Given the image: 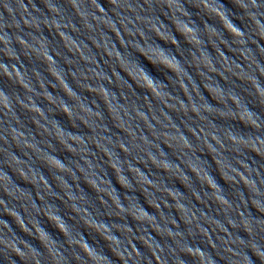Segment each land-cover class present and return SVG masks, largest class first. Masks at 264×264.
I'll use <instances>...</instances> for the list:
<instances>
[{"label":"clouds","instance_id":"clouds-1","mask_svg":"<svg viewBox=\"0 0 264 264\" xmlns=\"http://www.w3.org/2000/svg\"><path fill=\"white\" fill-rule=\"evenodd\" d=\"M161 2L164 4H167V0H161ZM230 2L235 8L242 9V13L241 12H239V13L235 12L232 8H230L226 4H224L222 2V0H219V4L221 6H217L216 4H214L212 2V0H197V6L194 8L197 11L199 9L200 11H204L206 13H209L210 15H217L218 14L221 16L222 19L227 20L228 23H227L226 27H227L228 31L232 34L230 36L231 39H234L236 36H239L245 41V45H251V43H249V41L253 40V39L257 43L256 38H258L259 41H264V2H262V0H230ZM113 3H115L117 5L116 11L120 15V22L121 23L125 22V20L121 18L124 13H127V12H121V5H123L125 3V0H113ZM41 4L43 5L42 8L35 2V0H28L27 3H25V0H0V8L3 9V11H0V43H3V45H4L3 48H0V52H5L6 54L11 53L12 55L9 56V59L18 58V56H19V52L15 51V49L17 48V46H16L17 39H19L20 43H27V41L24 40V38H23L24 35L22 36L21 33L27 32L26 29L23 27L24 24H28L29 27L32 26V19H35V20H38L41 22L47 21L49 27H51L52 24L55 23L56 26L61 28V29L67 27L69 23H74L73 21L68 20L66 14H65V5H64V3H60V0H48L47 3H41ZM76 4L78 6V10L84 12L85 23L89 27H91L93 29V31L95 30L96 23L102 19L100 13H103L105 18H107L108 20H111L114 25H117L116 18L115 19L111 18L113 16L110 15V11H111L110 8L109 7L105 8L104 5L100 2V0H91V3H89V0H76ZM92 4L99 5V10L98 11L95 10L92 7ZM49 5L51 7H49ZM127 6L129 8H133V9L136 8V6H135V4H133L132 0H127ZM5 13H7V15H5ZM18 13H19V16L17 15ZM229 13H232V15H229ZM240 14H245V15L249 16L251 24L254 25V27L252 28V31L255 33L254 36L246 35V31L242 30V28L239 27L234 22V20L238 19ZM30 18H32V19H30ZM129 20H132V19H129ZM192 23L196 24V21L192 20ZM206 24L209 27L213 26V24L209 23V21H206ZM125 26L129 32L134 33L135 27H136L135 25H133V27H132L134 29L133 31L129 30V27L127 26V24ZM161 26H163V22H161ZM197 27H201V25L198 24ZM13 28H18L19 31H15L13 33L12 32ZM140 30H141V32H143V29H140ZM117 31L119 34L118 28H117ZM188 31L189 32L193 31V28L189 27ZM101 32L103 33L104 36H108L109 40L111 39V36L109 35L108 32L104 31L103 27H101ZM42 33H43V28H41L40 34L42 35ZM61 34L62 35L64 34L63 31H61ZM134 38H135V36H134ZM45 39H46V37H45ZM129 43H131V42H129ZM134 43L139 45L140 48H147V43H149V41H146V39H145L142 41V43H136L134 40ZM112 45L116 47L117 55H119V56L128 55L129 58L131 60L135 61L140 66V68L145 72V83H143L141 85L142 88L146 89L148 86L155 87L156 82L159 79L156 75L153 74V69L156 70V68L154 67L153 63H150L149 59L144 54L141 53V51L139 49L130 50L128 48H123V51H121V48L117 47L115 43H112ZM152 46H156V45L153 44ZM161 48L166 54L170 53V49L166 50L162 46H161ZM45 54L47 55V58L49 60L53 59L51 54H49L48 52H46ZM94 54H95V52H93V55ZM171 55H172V59L168 60V63L173 64V66L175 67L179 64V60L176 59L175 53H171ZM245 58L247 59V57H245ZM55 63H56L57 74H62L61 80L64 83V86L66 88H69V91L72 92L73 95H76L79 97V94L70 88L69 83H67V81H66L65 74H63L61 72V69L63 68L67 75L72 71L69 70V67L67 69H65V67H63L60 63H58V62H55ZM255 63L257 65V67L255 68V72L249 73L247 76H245L251 82V87L247 91L249 93H251L252 95L254 94L256 96V98L259 100V102L261 104H264V83H262V81H264V68H262L261 62L259 60H256ZM0 64L4 65V67L6 69V72L4 74L8 75L9 78H12L11 69H13V68L16 69V75H18V76L22 75L19 71V68L15 64H13V65H11V67H9V65L7 63H5L3 60H0ZM21 66H23V64H21ZM237 67L240 69V72L244 71L243 67H241L239 65ZM89 71L95 73V69H93V68H89ZM117 74L120 75V73H117ZM97 75L98 74H95L91 77L86 76L85 80H89V79L97 80ZM99 81H100V83L94 84V85L89 84V85H87V87L92 89L93 91H98L100 89H103L105 94H109L111 91V93H112L111 97H114V100L119 101L121 99V93L120 92H118L114 88L109 89L107 84H105L102 80H99ZM109 81L111 82L110 76H109ZM181 82L183 83V81H181ZM159 83L164 84L165 87H167V84L164 80L159 79ZM214 86L219 87L221 89L225 88V86L220 84L219 82H217V84H214ZM245 86L247 88L248 85L245 84ZM185 87L187 89L186 85H185ZM253 89L255 90L254 92H253ZM232 93H234L233 95L237 98L238 101L243 100L244 110L247 113L253 115L254 117H260L261 113L254 111L253 107L249 106L250 104L248 103L247 97L246 96L242 97L241 93L236 90V87L232 88ZM147 94L151 95L150 93H147ZM49 95H51V93H49ZM157 95H160V93L157 92ZM0 96H2V100H0V109H2L5 112V114L12 112L14 109V102H13L11 96L3 88H0ZM29 99H31V98H29ZM189 99L191 100V97H189ZM33 103H34V101H33ZM93 103H98V102L93 101ZM109 103H110V100H109ZM180 104L184 107L185 111H187V109L185 108V105L182 102ZM218 105L222 108L224 106V105H220V104H218ZM25 106L27 107V105H25ZM67 107H69V106H67ZM83 107L87 108L88 112H90V113H92V115H94V111L91 107H86L84 105H83ZM191 107H194L197 109V112H196L197 116H199L200 112L203 111V108L202 109L198 108L195 104H192ZM237 107H239V104L237 105ZM81 113H83V115H80V116L84 120L88 121V119H89L88 115L85 114L83 111H81ZM95 115L101 116V113L95 112ZM233 120H235V118ZM239 122L242 123L246 128H248L251 131H252V126H257V127L259 126L257 124L256 119H252L249 122V121H244L243 118H241V120ZM176 127L179 129V126H176ZM104 130L108 131L109 129H107L105 127ZM15 132L16 131L14 129L11 130V134H13ZM132 134H133V139H135L136 138L135 132H132ZM163 135L171 136L173 138H176V136H177V135H169L167 132H164ZM13 138H16V137H13ZM197 138L199 139V136H197ZM257 138L264 140V138H261L260 136ZM101 139H103V137H101ZM140 139L142 140V139H144V137L141 136ZM231 139H232V141L235 142L237 140V136L233 133ZM239 139L243 140L244 136L241 135L239 137ZM180 140H183V145H181L182 149H183L184 145H186L187 149H189V150L193 149V144L191 143V141L187 138V136L185 134H179V139H177V141H176L178 145L180 144ZM108 143L111 144L112 141H109ZM209 144L213 148V145L211 143H209ZM236 145L239 146V144H236ZM102 147H103V151L105 153H107V159L109 161H111V151L106 146H102ZM115 147H117L119 149L124 148L123 152L125 154L126 153L129 154V149L123 143H120V144L116 145ZM221 147H225V145L221 144ZM69 148H72V147H69ZM213 150L216 151L215 148H213ZM160 152L165 157V160L163 161V163H165L167 166L170 167L173 164V162L170 160H167L166 153L163 151V149L161 147H160ZM240 152H241V156L236 157V159L237 160L242 159V162L247 163V168L249 169V171L246 172L244 169H243V171H241L240 170L241 168H237L235 165H232L231 166V173L235 174L234 176L231 175L232 179L236 181V184L237 183L241 184L240 179H242L244 181V183L242 184L243 187L240 189V191L246 190L248 193L251 194L250 201H257L256 198L261 195V191H260L259 186L264 185V179H260L259 172L254 173V171H252L253 165H255V162H256L255 157H257L258 155L255 154L254 156H249V153H251V152L244 151L243 148H240ZM145 155L147 157V160L149 158H151L156 163H158V159L160 160L159 156L157 154H154L151 151H146ZM48 156H50L52 159L56 160L57 163H59L60 171H58L57 173H62L63 170L68 169V166L64 162H62V160L58 156L53 155V154H50ZM208 156H210V155L208 154ZM120 159L123 160V157H120ZM17 160L19 161L18 158H17ZM86 160H87V163H89L88 159H86ZM141 162L145 163V161H143V160L137 161L138 164ZM211 163H212V157H211ZM111 165H112V167L116 168V170L118 172L122 173L123 168L121 166H118L116 163H111ZM177 167H179V166H177ZM81 169H83V168H81ZM129 169H135L136 171L140 172L139 168L132 166L130 163H129L128 171H129ZM20 170H21V172H23L22 169H20ZM183 174L187 177V173H183ZM207 174L214 180L213 187L219 188L221 190L220 194L218 196H216L217 202L228 205L229 207H231L233 205L232 199L228 197L225 188L220 184V182L218 180L215 179V175L213 174V172H211L207 169ZM141 175L145 176L142 173H141ZM237 175L240 177V179L238 181L235 179V177H237ZM6 176H8V175H6ZM145 178H147V177L145 176ZM120 179L126 180L125 176L123 174L120 175ZM126 182L130 185V182L128 180H126ZM149 183H152V181L149 180ZM196 185H198V184L196 183V180H195L194 186H196ZM202 186L205 189V191L209 193V199H211L214 195L212 188H209V187L204 186V185H202ZM172 190L174 192H179L181 194L180 189H173L172 188ZM130 191H132V188H130ZM198 192H199V188H197V193ZM197 193H194V194L197 197H201V195H198ZM184 194L187 195V191L186 192L184 191ZM243 202H244V200H243ZM119 207L125 211V209L122 207L120 201H119ZM157 207H159V205H157ZM181 207H186V205L184 203H181ZM257 210L260 211L261 213H264V211H261L259 209H257ZM16 215H19V213L17 212ZM142 215L147 216L149 220H152L155 218L153 215H150L145 210L142 213ZM192 216L195 217V214L193 213ZM239 217H240L239 221L235 222V223L233 222V220L230 219V221L233 222L232 226L234 228H239L247 220V219L243 218L242 213L239 214ZM58 218H59V216H58ZM195 220H196V217H195ZM174 222H175V220H174ZM21 223H23L22 220H21ZM189 224H191V221L189 222ZM5 226L10 227L7 222H5ZM25 227H27V226H25ZM155 227L159 228L158 226H155ZM177 227H178V225H177ZM59 228L64 229L65 224H63V223L60 224ZM40 229H41V234L47 233L48 237L55 240V237L52 236V233L50 231H48L43 224L40 226ZM216 229H217L216 227L213 228V231H215ZM243 230L245 231V233L249 237L254 236L257 232V229H255L253 226L250 228H244L243 227ZM166 231L171 236V238L173 240H175L176 237H179L181 242L177 243V245H176V248L178 249V251H176L175 249L172 250L173 259L170 262L167 260H161L159 255H155V253H153V255H155V258L159 262V264H177V261L174 258L177 255L180 256L183 264H219V260H217L212 255V252L216 250L217 245L211 240L210 233L207 230H205L203 227L197 225L196 229L194 231L188 232L187 233V240H188L187 243H183V241L185 240V236L183 235L182 232L177 231L174 234L173 231H171V230H166ZM221 231H226V229L221 228ZM259 232L264 233V227L259 228ZM196 236L204 237L205 240L207 241L208 245H209V248L212 251H207L205 249H202L199 244H193L192 241L196 238ZM62 237H63V235H62ZM107 239L111 240V241H116V246H117L116 248L117 249L119 248V245L122 243V241L120 239H118L115 235H108ZM150 239H151L150 237L147 238V244H148L147 248L148 249L150 248V251H152L153 247H151L152 244L150 243ZM36 240H38L40 245L42 246V242L38 238ZM21 241L26 243L34 251L35 245H31L30 243H28L27 241H24L23 239H21L20 242ZM223 243L225 245H229L230 243H238V244L243 245V244H245V239L242 237H239V235L237 234L236 238L231 239V241L224 240ZM0 244H3L5 246V248H12V250L18 254L17 257L28 256V253L23 251L18 246V243L16 242L15 239H0ZM143 245L145 246V244H143ZM76 247L80 250V252L83 253L84 257H86L91 262V264H94L93 256L90 255V253L95 252V247H96L95 244H92L91 242L86 243L85 247L87 249H89L88 252L81 249L78 245ZM42 248L44 250H46L44 246H42ZM224 250L226 252L230 253L231 256L233 257V259L231 261H225V264H250V262H251V264H264V236H262L260 240H256V241L251 243L250 247L247 248V250L243 253L242 260L238 258V257H240V253L234 251L232 249V247L228 246ZM34 252L36 253V251H34ZM136 252L139 256L140 253L138 252L137 249H136ZM48 253L53 256V259H55L56 254L53 253L52 250H51V252H48ZM120 253L123 256V253L121 251H120ZM95 254L107 257L111 261V257H108V254L105 253L103 250H100L99 252H95ZM132 254L133 253L131 251L129 253V256H128L129 259L131 258ZM252 255H255L257 257L256 261H251ZM29 258L33 259L34 264H42L41 259L38 258L37 256L29 257ZM75 259H79V256H77ZM223 259H224V257L221 256L220 260H223ZM124 264H127L126 258L124 259Z\"/></svg>","mask_w":264,"mask_h":264}]
</instances>
